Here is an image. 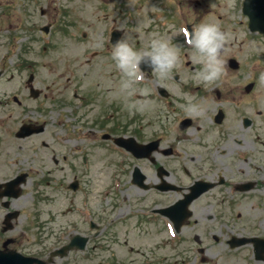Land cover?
I'll return each instance as SVG.
<instances>
[{
    "label": "flooded vegetation",
    "instance_id": "af4514ba",
    "mask_svg": "<svg viewBox=\"0 0 264 264\" xmlns=\"http://www.w3.org/2000/svg\"><path fill=\"white\" fill-rule=\"evenodd\" d=\"M201 1L195 0L196 7ZM150 2L159 10L151 16V32H144L143 38L135 33L137 48L150 52L158 63L165 56L170 61L176 37L172 21L176 12L181 17L190 15L187 6L192 0ZM176 2L186 3L185 8L176 11ZM152 82L155 91L147 83L141 91L124 82L123 95L129 94L121 107L123 125L115 128V133L130 138L123 139V147L138 142L150 149L149 156L132 154L123 159V236L149 249L144 264H264V143L258 142V134L264 139V127L254 122L255 97L247 91L241 97L220 90L216 95L190 94L200 86L182 75L171 81L157 72ZM134 90L141 91L140 96L136 93L138 99L131 95ZM80 106L85 115L107 111L101 102L95 107L83 101ZM258 115H264V108ZM1 123L6 135L12 133L8 122ZM0 140L5 142L3 133ZM9 155L0 143V248L38 256L45 261L41 264H94L99 255L92 252L51 258L47 231L54 235L57 248L76 234L88 237V249L103 246L110 237L111 215L104 199L81 197L80 211L78 198L70 193L57 213L41 210L39 206L48 200L44 193L37 196L27 190L28 184L37 183L32 179L34 171L17 170ZM22 173V193L15 196L19 186L12 189L7 183ZM45 214L48 220L42 219ZM33 229L39 230V242L32 241Z\"/></svg>",
    "mask_w": 264,
    "mask_h": 264
},
{
    "label": "rangeland",
    "instance_id": "374dc122",
    "mask_svg": "<svg viewBox=\"0 0 264 264\" xmlns=\"http://www.w3.org/2000/svg\"><path fill=\"white\" fill-rule=\"evenodd\" d=\"M67 1L72 6L74 0ZM76 1L81 3L80 7L86 10L83 15L78 12L61 15L56 5L51 4L50 0H0V70L4 71L0 79V119L8 122L9 127L13 128L11 129L13 133L6 135L4 145L5 149L10 151V160L13 162L17 160L19 163L17 166L31 165L46 172L49 168H56L51 176L52 179L46 183L54 198L43 202L39 206L41 210L57 213L60 207L66 205V196L71 191L67 190L64 184L73 177H79L83 182V187L78 191L79 195L84 192H91V195L97 197L106 194L105 207L110 210V213L117 215L123 208V153L116 149L112 142L101 138L100 130L103 131L109 127L103 116L96 114L95 117H88L73 114L72 87L77 81L82 80L85 81L82 89L86 88V91L90 93L99 90L104 91L108 96L112 95L109 99H107L108 96L105 97L106 100H110V103L115 102L116 97L122 104L123 97L127 100L129 93L124 92L123 95L122 92L123 80H125L123 66L120 61L114 60L111 54L113 51H110L106 44V35L110 26L115 23L121 28L127 27V18L123 17V13L121 14L123 0H115L110 6L111 10L101 8L103 5L101 0H91L86 3L83 0ZM227 5L229 11H232L233 2L229 1ZM42 7L47 10L46 17L42 14ZM218 7L215 0H209L206 16L212 10L223 13V5L221 9ZM107 11L112 12L105 20ZM198 11L201 15H197L192 8L191 19H198L205 24L207 20L206 16L205 18L203 16L205 8H200ZM138 18L139 27L134 26L126 31L132 38L131 33L143 31V28L149 24V20L143 15L140 14ZM67 19H71L70 22H76L68 26ZM200 21L197 23L200 24ZM220 21L217 18L213 24L220 26ZM221 22L229 29H235L232 21L222 20ZM50 23L53 24L50 25L49 32L43 30L42 27ZM63 25L69 27L67 30L69 34L61 33L60 28ZM72 30L73 35H71ZM83 31H87V38L82 36ZM203 35L200 33V40L201 38L205 40L204 36L210 40L209 37ZM126 39L127 36L125 40L122 37V48L123 41L125 43L128 41ZM222 39L225 42L222 50L223 63L230 56L245 57L236 48L233 35L228 33L226 39ZM96 51L97 55H93ZM190 54L193 63L204 57L198 50H191ZM180 72L197 81L207 82L210 79L209 71L201 73L199 68H181ZM31 73H34L35 77L30 82ZM230 74H233V71ZM28 85L29 88H27ZM32 85L47 94L42 97L46 98L43 108L47 111L45 113L31 112L28 117L33 120H46L48 129L37 136L18 138L15 133L19 126L18 121L21 120L25 110L13 101L10 102L11 107L8 104H2L1 101L7 102L6 97L15 93L28 98L24 108L29 104L37 107L40 102L31 97L30 86ZM119 86L122 91H117ZM234 94V90L225 92V95ZM60 98L63 99L60 101ZM147 103L150 102L147 101ZM62 105L66 106L65 109L60 107ZM122 115L123 112L119 111V113L107 116V120L111 124L123 122ZM101 124L105 126H99ZM3 128L4 125L0 126V129L3 130ZM93 128L95 129L94 134L91 130ZM88 132L91 139H89ZM43 141L48 143V146H44ZM78 144L83 146L76 148ZM63 155L66 156L63 160L65 162L56 163L55 159L59 160ZM57 182L60 187L63 186V189L56 186ZM62 197L65 198L64 201ZM33 201L31 197L30 202ZM77 203L80 207L81 201L78 200ZM45 219H49L48 214H45ZM112 230L116 237L109 239V247L106 248L108 251L102 252V256L107 254L121 259L123 256L143 259L141 252L134 253L131 247L123 245V223L112 227ZM47 233L48 244L55 237L50 235V232L47 231Z\"/></svg>",
    "mask_w": 264,
    "mask_h": 264
},
{
    "label": "water",
    "instance_id": "95a60500",
    "mask_svg": "<svg viewBox=\"0 0 264 264\" xmlns=\"http://www.w3.org/2000/svg\"><path fill=\"white\" fill-rule=\"evenodd\" d=\"M12 264H14V263H12ZM15 264H17V263H15Z\"/></svg>",
    "mask_w": 264,
    "mask_h": 264
}]
</instances>
